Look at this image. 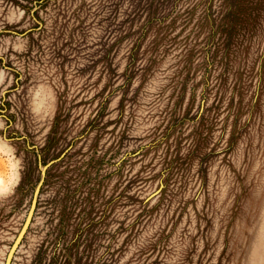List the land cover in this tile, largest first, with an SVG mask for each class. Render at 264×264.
<instances>
[{
  "label": "rangeland",
  "instance_id": "374dc122",
  "mask_svg": "<svg viewBox=\"0 0 264 264\" xmlns=\"http://www.w3.org/2000/svg\"><path fill=\"white\" fill-rule=\"evenodd\" d=\"M221 1L0 0V264L37 186L10 264H264V21Z\"/></svg>",
  "mask_w": 264,
  "mask_h": 264
},
{
  "label": "trees",
  "instance_id": "16d2710c",
  "mask_svg": "<svg viewBox=\"0 0 264 264\" xmlns=\"http://www.w3.org/2000/svg\"><path fill=\"white\" fill-rule=\"evenodd\" d=\"M197 5H198V3H197ZM224 5L227 6V9L229 8V11H233L234 13H236L238 11L239 19H243L242 21L245 24H247L248 21L249 22L250 21L257 22L259 17H262L263 21H264V0H222L221 3L219 5H217V7L219 9H221L222 6L224 8ZM195 6H196V2L191 7L193 8ZM156 9H158V6H154L153 8L150 9L151 11H153L152 15H154V16L157 15V12H158ZM215 18H218V16L215 17ZM205 19H203V20H205ZM200 20H201V18H200ZM138 42H140V41H138ZM263 42H264V38H263ZM44 176H45V171H44L43 177ZM34 209H35V207H34ZM34 209H33V211H34ZM64 226L66 228L67 224L64 225ZM63 234H64L63 229H61V230H59V232H57V234L55 236H53V234H50V235L52 236V238L54 240H56V238L59 239V244L61 245L60 246V250L64 251V255H66L67 261H69V260L72 261L71 251L68 252L67 250H64L65 249L64 248L65 241H63ZM48 242H49V240H48ZM58 253H60V251ZM109 254H110V251H109ZM110 257H111V262L110 263L111 264H115V262H113V260H114V253L113 252L111 253Z\"/></svg>",
  "mask_w": 264,
  "mask_h": 264
},
{
  "label": "water",
  "instance_id": "95a60500",
  "mask_svg": "<svg viewBox=\"0 0 264 264\" xmlns=\"http://www.w3.org/2000/svg\"><path fill=\"white\" fill-rule=\"evenodd\" d=\"M55 161V159H52V160H50L48 163H46L45 165H42V167H41V171H44L51 163H53ZM38 188L35 190V192H34V196H33V199H32V202H31V206H30V210H29V212H28V214H27V217H26V220H25V222H24V224H23V227H22V229L20 230V232H19V234L17 235V237L15 238V241H14V243L12 244V246H11V250H9V252H8V255H9V253H10V256L11 257H9V259H7V261H6V264H10V261H11V258H12V256H13V253H14V251H15V249H16V247H17V245L19 244V242H20V240H21V238L23 237V235H24V233H25V231L27 230V228H28V225H29V223H30V220H31V217H32V214H33V209H34V207H35V202H36V191L37 190H39V186H37ZM25 227V228H24ZM23 230V231H22ZM22 232V234L20 235V233ZM20 236V237H19ZM11 251V252H10Z\"/></svg>",
  "mask_w": 264,
  "mask_h": 264
}]
</instances>
